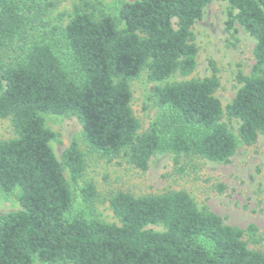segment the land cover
Returning a JSON list of instances; mask_svg holds the SVG:
<instances>
[{
  "label": "trees",
  "instance_id": "obj_1",
  "mask_svg": "<svg viewBox=\"0 0 264 264\" xmlns=\"http://www.w3.org/2000/svg\"><path fill=\"white\" fill-rule=\"evenodd\" d=\"M213 0H133L116 16L95 15L90 4L74 7L63 27H45L37 0H0V119H9L14 137L0 141V192L17 191L19 211L0 216V264H264L243 235L208 210H199L182 191L133 197L114 194L109 207L119 225L87 220L74 209L64 177L78 182L85 167L75 142L59 162L54 133L43 114L73 116L88 148L102 157L123 154L146 171L153 156H197L227 163L238 147L264 140V0H222L229 5L227 27L237 22L255 39L253 65L225 106L239 121L237 135L222 121L214 93L217 70L202 79L196 68L192 26ZM142 73L155 86L157 107L149 127L139 132L129 82ZM85 203L95 197L86 183ZM160 226L162 231L150 227Z\"/></svg>",
  "mask_w": 264,
  "mask_h": 264
},
{
  "label": "rangeland",
  "instance_id": "obj_2",
  "mask_svg": "<svg viewBox=\"0 0 264 264\" xmlns=\"http://www.w3.org/2000/svg\"><path fill=\"white\" fill-rule=\"evenodd\" d=\"M45 10V27L34 31L38 39L45 38L53 27H63L73 14L74 7L81 10L84 3L90 4L95 15L103 13L116 16L123 3L133 0H37ZM229 5L226 1L213 0L203 9L202 17L191 28L192 44L197 48L196 68L188 77L174 74L167 83L211 75V65L217 70L219 87L214 93L224 110L222 121L229 131L237 135L239 121L229 118L225 106L229 104L241 84L238 75L248 76L253 65L255 39L241 25L234 22L227 27ZM145 73L129 82L130 106L138 120L140 130L145 131L154 120L157 107L152 96L155 86ZM45 127L54 133L50 147L61 162V156L72 142L78 145L84 156L85 167L81 179L73 183L67 169L63 174L74 201V209L84 214L87 220L119 225L110 207V198L124 192L133 197L162 195L182 191L199 210H208L218 215L224 224L246 230L255 227L253 234L245 231L243 241L248 249L264 255V140L262 136L254 145H240L227 163H214L197 156H181L177 163L171 154L153 156L146 171H139L129 164L123 154L106 158L90 150L82 138V128L73 116L43 114ZM14 137L9 119H0V141ZM91 183L95 197L91 203L83 202L80 190ZM17 191L4 196L0 192V216L19 211ZM162 231L160 226L150 227ZM36 264H43L37 262Z\"/></svg>",
  "mask_w": 264,
  "mask_h": 264
}]
</instances>
